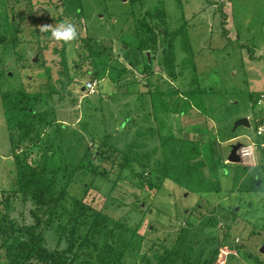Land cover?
<instances>
[{
  "label": "rangeland",
  "instance_id": "374dc122",
  "mask_svg": "<svg viewBox=\"0 0 264 264\" xmlns=\"http://www.w3.org/2000/svg\"><path fill=\"white\" fill-rule=\"evenodd\" d=\"M31 1L0 0V66L10 71L17 88L44 93L55 90L51 101L58 118L68 120L64 121L69 126L64 139H73L71 129L85 134L93 154L92 165L99 170H108L105 177L78 170V179L68 190L79 199L85 198L86 191L90 190L89 197L96 195L98 203L103 204V212L111 217V226L115 220L124 222L125 228L119 232V245L126 250L125 264H143L144 256L153 255V243L160 245L178 231L180 224L183 233L177 248L183 254L198 255L203 248L209 251L212 245L207 238L216 236L219 239L229 231L231 243L237 246L234 249L220 246L216 264H225L229 253L237 255V264H261L256 259L264 262V250H261L264 246V168L259 174L262 190L250 191L244 184L250 180L252 169L229 159L233 144H247L251 139H257L256 97L264 91V0H40L47 2L36 4L33 10L30 6L34 1ZM156 7L163 8L166 16L150 17L148 12ZM30 10L36 16L62 17L63 22L76 26L77 33L85 30L111 43L112 53L117 58V63H113L125 64L130 72L113 82L111 73L116 75L118 70L109 72V67L104 78L97 81L95 93L83 94L80 89H74L73 83L91 80L86 72L90 67L88 61H82V44L75 39L68 45L66 66L60 63L59 54L43 53V38L35 32L36 24L30 18ZM21 16L25 17L21 19ZM11 17L19 27L17 34L13 32ZM143 20L155 29L161 24L168 31L176 30L185 21L189 23L197 72L183 63L189 55L182 47L180 36L174 41V61L170 58L169 41L161 38L148 52L152 63L150 69L140 72L138 66L147 60V55L134 44H127L134 43L130 32L137 27L147 37ZM224 27L228 28V34L224 33ZM36 56L38 59L34 60ZM196 73L200 79L198 95L202 110L191 107L181 114L178 110L165 112L160 107H153L152 94L158 89L176 88L183 93L197 86V81H192ZM178 95L171 96L172 100ZM93 103L99 106L98 121L104 117L105 124L88 120L87 109ZM158 114L166 117L168 125L181 131L186 138H213L215 154L220 156L222 168H225L220 171V193L210 192L200 197L199 193L189 192L170 181L160 188L149 186L146 173H151L155 161L161 157ZM80 119L82 122L88 120L93 130L101 135L104 129L112 133V144L118 150L109 151V155L102 157L98 140L94 141ZM151 128L155 129L153 133ZM205 128L208 129L206 133L202 132ZM133 141L136 142L133 151L144 158L145 165L136 161L135 170L123 171V178L115 183L121 152ZM12 159L10 132L0 95V190L15 188ZM87 183H92V188L87 187ZM198 203L202 217L199 212L192 211ZM63 205L72 209L70 200L62 202L59 209ZM29 208V204L17 199L10 209L11 216L21 222L23 218L30 222ZM69 217L70 214H66L55 218L53 226L46 232L51 247L65 246L58 225ZM138 227L136 242L128 248L133 230ZM80 233L83 238L92 235L90 227L84 225V219ZM85 259L78 253L73 264H82ZM0 264H7V259H0Z\"/></svg>",
  "mask_w": 264,
  "mask_h": 264
},
{
  "label": "trees",
  "instance_id": "16d2710c",
  "mask_svg": "<svg viewBox=\"0 0 264 264\" xmlns=\"http://www.w3.org/2000/svg\"><path fill=\"white\" fill-rule=\"evenodd\" d=\"M33 1V5L30 6L31 10L35 9L36 4L47 2ZM31 10L30 18H33L36 24L35 32L43 38V53L52 51L53 54H59L60 63L66 66L68 45L75 39L65 42L57 41L51 37V29L63 22V18L36 16ZM148 15L152 18H161L166 16V12L163 8L156 7L154 10H150ZM23 17L21 16V19ZM10 23L13 25V32L17 34L19 27L12 17ZM160 25L158 24L155 29L154 26L143 20L142 26L147 32V37L141 34L138 27L134 32H130L132 38L134 37V43L127 45L134 44L136 48L147 55V60L142 61L141 67L138 66L139 71L145 73L150 69L152 63L148 59V52L158 45L161 38L169 41L170 58L174 61V41L180 36L182 47L189 55L184 58L183 63L193 69L194 73L197 72V65L193 57L194 49L189 36V23L185 21L173 31H168ZM224 33H229L228 28L224 27ZM76 39L82 44L84 55L82 61H88L90 67L86 72L91 80H95L94 77L100 79L97 80L98 82L101 81L109 67V72L118 70L116 75L111 73L113 82H117L123 74L130 72V68L125 64L122 66L114 64L117 63V58L112 53L111 43L100 40L93 33L85 30L79 32ZM49 70L51 71V68ZM196 75L192 81L194 83L197 81V86L184 90L183 93H179L176 88L169 91L158 89L156 94H152L153 107H160L165 112L178 110L181 114L191 107L202 110L201 97L198 95L200 79L199 74L196 73ZM12 78L10 71L2 69L0 66V95L10 132L11 155L16 178L13 190H0V259L6 258L7 264H73L79 253L86 257L82 264H125L126 250L119 245V232L124 230V222L115 220L111 226V217L103 212V204L98 203L96 195L89 197L90 190L86 191L83 199L75 197L68 190L77 181L78 170H82L84 174L90 171L95 177H105L108 170H99L92 165L93 154L90 152V145L86 143L85 134L77 129H71L70 136L73 139H64V135L69 129L64 121L68 120L58 118V112L51 101L55 90L44 93L17 88L13 85ZM130 85L129 83L127 87L129 88ZM73 86L74 89H80L83 94L88 93L87 90H82L85 83L75 82ZM176 93L179 94L178 97L172 100L171 96ZM166 97L170 99H166ZM98 112L99 106L91 104L87 109L88 120L94 119L99 122ZM156 118L159 122L157 131L159 132L161 157L155 161L151 173H146L149 175V186L157 185L160 188L166 181H170L189 192L199 193L200 197H203L205 193H220L222 189L220 171L223 168L220 156L217 157L215 154L213 138L208 140L186 138L181 131L177 132L168 125L166 117L158 114ZM88 120L82 122L80 119L81 125L91 134L94 141L98 140L102 157L109 155V151H117L118 147L112 144L113 134L109 133L107 129H104L102 135L97 133L90 126ZM99 123L105 124V118L102 117ZM120 130L117 129V131ZM150 131L153 133L155 129L151 128ZM207 131V128L202 130L204 133ZM135 146L136 142L133 141L121 152L115 183L123 178V171L135 170L133 165L136 161H140L142 166L145 165L144 158L133 151ZM58 153H60L59 156ZM133 160L135 161L133 162ZM258 161V166L250 167L253 172L250 175V180L244 184L250 191L259 188L262 190L260 182L262 178L259 174L264 166L261 164L260 158ZM86 186L92 188V183H87ZM17 199H21L25 205L29 204L30 222L25 218L21 222L11 216L10 209L12 210ZM67 200L71 201L72 209L66 205L59 209L61 203ZM192 209L193 212H199L202 217L200 203ZM234 212L236 214V209ZM66 214H70L69 219L58 225L59 236L61 240H64L65 246L53 248L48 244L46 232L53 226L55 218L64 217ZM83 219L84 225L89 226L92 230L90 238H83L80 233L81 220ZM184 219L187 220L185 217ZM139 229L140 227L133 230L134 236L128 248L136 242ZM182 233L183 229L180 224L178 231L165 238L160 245L154 242L151 249L153 255L152 257L144 256L143 264H216L220 246L233 249L237 246L233 242L231 243L230 232L225 231L219 239L216 236L207 238L212 245L209 251L203 248L198 255L195 253L183 254L177 248ZM102 237H104L103 241ZM227 257L225 264L239 263L238 260L235 261L237 257L235 253H229ZM256 261L264 264L258 259Z\"/></svg>",
  "mask_w": 264,
  "mask_h": 264
},
{
  "label": "built area",
  "instance_id": "2783aa9c",
  "mask_svg": "<svg viewBox=\"0 0 264 264\" xmlns=\"http://www.w3.org/2000/svg\"><path fill=\"white\" fill-rule=\"evenodd\" d=\"M98 86L97 80H89L85 82V88L88 94L96 92ZM255 123L257 131V139L252 140L247 144H242L239 148L240 162L249 167L259 165L258 159H261V164L264 166V91L260 92L256 97Z\"/></svg>",
  "mask_w": 264,
  "mask_h": 264
},
{
  "label": "clouds",
  "instance_id": "9594fccd",
  "mask_svg": "<svg viewBox=\"0 0 264 264\" xmlns=\"http://www.w3.org/2000/svg\"><path fill=\"white\" fill-rule=\"evenodd\" d=\"M77 28L74 24L61 22L57 27L51 29V37L57 41H72L77 38Z\"/></svg>",
  "mask_w": 264,
  "mask_h": 264
},
{
  "label": "water",
  "instance_id": "95a60500",
  "mask_svg": "<svg viewBox=\"0 0 264 264\" xmlns=\"http://www.w3.org/2000/svg\"><path fill=\"white\" fill-rule=\"evenodd\" d=\"M38 59V56H36V58H34V60H37ZM83 91L86 90L85 86L83 87L82 89ZM242 146V143L241 142H238L236 144H233L232 146V150L230 152V155H229V159L233 162H240V155H239V148ZM262 251L264 250V246L262 247L261 249Z\"/></svg>",
  "mask_w": 264,
  "mask_h": 264
}]
</instances>
